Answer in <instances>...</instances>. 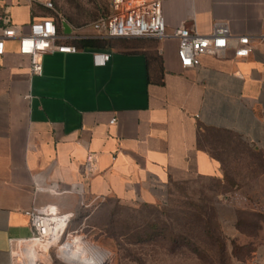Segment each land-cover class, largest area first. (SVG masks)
Here are the masks:
<instances>
[{
    "label": "crops",
    "instance_id": "1",
    "mask_svg": "<svg viewBox=\"0 0 264 264\" xmlns=\"http://www.w3.org/2000/svg\"><path fill=\"white\" fill-rule=\"evenodd\" d=\"M49 1L0 0V8L21 32L50 16ZM163 13L165 38L82 46V39L98 41L94 30L70 24L73 32L60 36H79L65 40L79 50L46 54L41 75L32 74L18 40H7L0 56V264H16L15 247L32 234L26 210L53 204L73 212L78 187L88 202L157 204L171 182L224 179L233 169L226 198L264 217V0H163ZM215 21L234 36L229 47L184 70L174 30L205 35ZM243 35L253 51L237 57ZM98 52L111 57L97 65ZM51 185L61 193L35 189ZM257 252L264 261V245Z\"/></svg>",
    "mask_w": 264,
    "mask_h": 264
},
{
    "label": "rangeland",
    "instance_id": "2",
    "mask_svg": "<svg viewBox=\"0 0 264 264\" xmlns=\"http://www.w3.org/2000/svg\"><path fill=\"white\" fill-rule=\"evenodd\" d=\"M111 2L53 0L60 15H70L76 27L82 24L77 29H89L100 15L110 14ZM231 174L224 179L199 177L171 182L167 200L157 204L108 197L93 202L84 199L87 206H83V198L78 197L74 218L62 238L48 249L35 250L29 245L19 250L20 245L16 246L15 263L22 264L24 253V264H73L62 257L60 247L77 236L102 249L107 254L105 264H263L257 251L264 245V217L254 215L249 203L226 198L234 190ZM198 213H206L212 219V230H220L223 236L226 252L222 262L216 246L201 235V227L190 225ZM152 224L156 227L151 228ZM187 232L205 249V257L168 240L171 235L179 237Z\"/></svg>",
    "mask_w": 264,
    "mask_h": 264
},
{
    "label": "built area",
    "instance_id": "3",
    "mask_svg": "<svg viewBox=\"0 0 264 264\" xmlns=\"http://www.w3.org/2000/svg\"><path fill=\"white\" fill-rule=\"evenodd\" d=\"M53 8V2H47ZM111 13L93 21L90 27L94 30L91 37L97 40L113 38L154 37L165 38L167 25L163 13V0H112ZM11 17L5 8H0V56L6 52V42L9 39L18 40L19 53L29 57L33 75L43 72V57L53 51L75 53L79 49L76 44L62 39L53 17L34 18L28 25L27 31L19 32L18 26L11 22ZM89 36V35H88ZM172 37L177 39V56L184 70L195 68L201 64V57L207 53H218L229 47L234 37L223 21H215L209 34H199L191 29L179 26L174 30ZM264 45V31L258 35ZM238 45L235 48L237 57H247L252 51V39L248 35L238 36ZM110 53H94V62L97 65L105 64ZM116 120L112 119V123ZM92 157V156H91ZM88 161L89 164L92 160ZM37 191L48 190L56 194L61 193L58 186H35ZM76 192L83 198V188L78 187ZM83 206H87L84 201ZM29 217L32 234L22 240L19 250L29 243L35 250L46 248L57 243L64 235L67 227L74 218V212H60L53 204L33 206L25 211ZM23 253L22 264L26 262Z\"/></svg>",
    "mask_w": 264,
    "mask_h": 264
},
{
    "label": "trees",
    "instance_id": "4",
    "mask_svg": "<svg viewBox=\"0 0 264 264\" xmlns=\"http://www.w3.org/2000/svg\"><path fill=\"white\" fill-rule=\"evenodd\" d=\"M53 2V0H52ZM54 5V4H53ZM50 16L54 17V20L57 24L58 27V32L59 34L63 33L64 30V26L63 23L64 22H68L69 24H71L72 26H74L73 24H75V20L68 14H63L60 15L55 8H50ZM36 9H33L32 12L33 14L35 13ZM108 14H104V15H100L98 18H96L95 20L99 19L100 17L103 16H107ZM94 20V21H95ZM82 25V24H80ZM80 25L74 26L75 28L80 27ZM105 40H86V39H82L80 40L79 45L81 44L82 46H93V45H100L102 43H104ZM233 170V169H232ZM232 172V171H231ZM228 178V176H226ZM211 179H216V178H211ZM234 186V183H233ZM212 219L210 217H208L205 214H196L195 219L190 223V225H194L197 227H201V235L203 234L204 237L209 238L212 242L213 245L216 246V253H218V259L219 261L222 262L224 256H225V252H226V247H225V242L223 240V236L220 232V230H212ZM151 228H155V225H151ZM191 235L193 234L191 232V230L189 229L188 231ZM187 232V234L183 233V235H180L179 237L176 236H169V241L171 243H174L175 245H184L187 246L192 252L196 253L200 258L205 257V249H203L199 244H197L195 241L192 240V238L190 237L189 233ZM147 234V232H146ZM161 235H163V233H161ZM153 236V235H150ZM197 236V235H195Z\"/></svg>",
    "mask_w": 264,
    "mask_h": 264
},
{
    "label": "bare ground",
    "instance_id": "5",
    "mask_svg": "<svg viewBox=\"0 0 264 264\" xmlns=\"http://www.w3.org/2000/svg\"><path fill=\"white\" fill-rule=\"evenodd\" d=\"M60 254L73 264H105L107 259V254L102 249L77 236L60 247Z\"/></svg>",
    "mask_w": 264,
    "mask_h": 264
},
{
    "label": "water",
    "instance_id": "6",
    "mask_svg": "<svg viewBox=\"0 0 264 264\" xmlns=\"http://www.w3.org/2000/svg\"><path fill=\"white\" fill-rule=\"evenodd\" d=\"M63 26H64V32L66 34H71L73 32V28L68 22H64Z\"/></svg>",
    "mask_w": 264,
    "mask_h": 264
}]
</instances>
